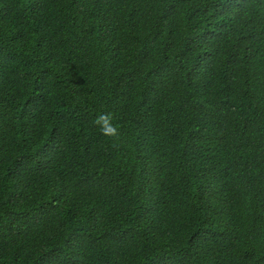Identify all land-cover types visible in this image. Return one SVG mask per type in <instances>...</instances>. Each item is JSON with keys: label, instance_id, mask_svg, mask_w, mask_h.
<instances>
[{"label": "trees", "instance_id": "1", "mask_svg": "<svg viewBox=\"0 0 264 264\" xmlns=\"http://www.w3.org/2000/svg\"><path fill=\"white\" fill-rule=\"evenodd\" d=\"M0 264H264V0H0Z\"/></svg>", "mask_w": 264, "mask_h": 264}, {"label": "clouds", "instance_id": "2", "mask_svg": "<svg viewBox=\"0 0 264 264\" xmlns=\"http://www.w3.org/2000/svg\"><path fill=\"white\" fill-rule=\"evenodd\" d=\"M94 124L99 127L100 133L108 139H119V126L113 123V116L111 113L99 114Z\"/></svg>", "mask_w": 264, "mask_h": 264}]
</instances>
